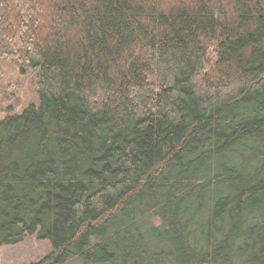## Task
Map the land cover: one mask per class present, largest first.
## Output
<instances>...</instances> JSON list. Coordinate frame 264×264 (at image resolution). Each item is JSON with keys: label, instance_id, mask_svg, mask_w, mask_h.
Here are the masks:
<instances>
[{"label": "trees", "instance_id": "1", "mask_svg": "<svg viewBox=\"0 0 264 264\" xmlns=\"http://www.w3.org/2000/svg\"><path fill=\"white\" fill-rule=\"evenodd\" d=\"M2 63L36 102L0 120V247L264 264V0H0Z\"/></svg>", "mask_w": 264, "mask_h": 264}, {"label": "rangeland", "instance_id": "2", "mask_svg": "<svg viewBox=\"0 0 264 264\" xmlns=\"http://www.w3.org/2000/svg\"><path fill=\"white\" fill-rule=\"evenodd\" d=\"M2 74L0 75V120L12 114L20 113L25 107L36 102L32 93L30 83L17 78L18 73L15 66L8 63L1 64ZM18 79L22 88L16 102L6 104L3 101L4 87L10 80ZM50 253V247L45 241H38L35 237H28L15 246L0 247V264H36L43 260ZM67 264H79L77 261H69Z\"/></svg>", "mask_w": 264, "mask_h": 264}]
</instances>
